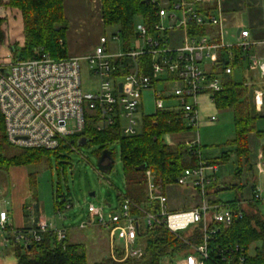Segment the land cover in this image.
<instances>
[{"label":"built area","instance_id":"built-area-1","mask_svg":"<svg viewBox=\"0 0 264 264\" xmlns=\"http://www.w3.org/2000/svg\"><path fill=\"white\" fill-rule=\"evenodd\" d=\"M155 22L135 24L132 40L119 51L121 33L111 40L102 36L94 51L84 57L53 60L41 55L34 60L14 59L11 52L0 59V113L4 119L7 143L19 150L60 151L76 148L81 139H87V116L97 118L96 128L103 131L120 125L125 137L142 131L140 111L143 93L153 92L157 111H171L181 116L198 133L200 128L201 97L215 104L214 95L223 89L224 77L232 76L234 68L222 62V55L232 58L233 49H239L248 62L249 70L264 80V56L257 53L264 48L263 41H254L248 29L241 28L234 45L226 43V15L223 0H150ZM243 61V62H244ZM86 62L97 78L93 92L82 89V63ZM251 86V84L246 83ZM256 107L264 105V91L254 89ZM146 116V115H144ZM214 122L216 117L209 119ZM84 132L82 136L77 134ZM88 140V139H87ZM186 144L193 150L201 147L195 134ZM193 153L202 157V152ZM260 178L254 177L251 194L244 196L237 207L228 202H214L210 189L218 181L217 166L185 170L175 188L193 189L199 204L182 212H171L169 197L158 194L151 172L146 173L149 200L146 207L132 203L124 194L113 208L88 206V220L81 229L99 227L108 232L110 256L116 250L123 258H141L145 245L140 240L147 230L162 228L180 236L190 228L202 224L204 238L199 246H190L187 254L175 257L170 264H207L210 261L209 238L217 225L229 227L241 219L251 203L264 204V150L257 165ZM100 172V171H99ZM101 173V172H100ZM68 209L72 205H66ZM213 227V228H212ZM45 233L62 242L67 230H57L44 220L17 231L9 222L6 210L0 211V245L15 244L24 247L43 241ZM1 254V251H0ZM223 260L227 256L221 254Z\"/></svg>","mask_w":264,"mask_h":264},{"label":"trees","instance_id":"trees-1","mask_svg":"<svg viewBox=\"0 0 264 264\" xmlns=\"http://www.w3.org/2000/svg\"><path fill=\"white\" fill-rule=\"evenodd\" d=\"M101 4V19L105 27H118L119 33L125 44H128L133 36L135 20L143 17L148 24L155 22L154 12L146 0H99ZM65 0H0V56L3 48L12 53L14 59L34 60L41 55H48L53 60L68 58L66 46V34L69 23L64 13ZM19 17L20 30L23 37L22 44L8 45L6 26L9 21L2 12ZM227 55V52H226ZM222 55V62L236 68L242 65L244 55L235 48L232 58ZM254 87L245 82H235L231 75L224 77L223 89L214 95L215 106L218 110H230L234 116L235 137L227 143L232 150L223 153L221 157L206 161L203 157L193 153L201 151L202 146L196 150L191 149L185 135L191 133L181 116L171 111H157L153 115L142 117V134L125 137L121 134L120 125L103 131L96 128L97 118L94 115L87 116L85 136L88 146H98L97 155L100 157L104 151H109L111 145L119 143L121 146V158L126 179L129 198L132 203L140 205L139 189L147 183L146 173L151 172L153 182L158 194H166L175 187L178 178L185 170L195 169L201 166H219L228 163L232 155H235L238 168L237 177L244 178L245 184L237 187L219 185V179L210 189L209 196L214 202H228L232 207L244 197L247 185V175L254 176V166L251 163L252 151L250 149V136L264 139V132L257 129V122L263 115L257 113L254 103ZM168 136L184 137L185 140L168 145ZM264 147V146H263ZM262 147V148H263ZM63 150V149H61ZM264 150V148H263ZM69 151V149H68ZM50 155L60 157L57 151L45 150H19L11 147L5 137V125L0 113V171L9 172L14 168L39 166L49 160ZM30 189H34V177L30 174ZM255 177V176H254ZM218 178V176H217ZM249 180V179H248ZM254 185L250 186L252 192ZM225 191L235 192V198L231 201L216 199L219 193ZM32 194V193H31ZM251 194V193H250ZM35 195V193H34ZM59 201L54 206L60 212L66 205V197L57 192ZM36 215L35 225L39 221L40 207L38 202L33 204ZM26 208V207H25ZM264 204L257 201L251 203L249 209L244 211L241 219L234 221L229 227L217 225L215 235L209 242L210 261L207 264H264ZM29 215H25L28 218ZM213 228V227H212ZM29 227L18 229L25 231ZM204 238L203 225L190 228L187 233L176 236L169 231L159 228L147 230L141 235L140 240L145 245L141 258L124 259L121 250L117 249L115 259L110 255L94 264H162L164 259L172 263L175 257H180L190 251V246H199ZM10 244L16 257V264H89L87 247L80 243H72L68 237L57 242L52 234L45 233L43 241L24 247L15 244L14 238H10ZM255 247L251 254L250 249ZM221 254L227 256L223 260Z\"/></svg>","mask_w":264,"mask_h":264},{"label":"rangeland","instance_id":"rangeland-1","mask_svg":"<svg viewBox=\"0 0 264 264\" xmlns=\"http://www.w3.org/2000/svg\"><path fill=\"white\" fill-rule=\"evenodd\" d=\"M237 0L235 8L230 9L226 13L233 22L226 30V43L234 45L237 42V33L241 28L251 29L253 22H264V0ZM64 13L69 23L66 36V46L69 57L87 56L94 51L99 45L100 38L106 36L111 40L114 34H117L118 27H105L101 19V4L99 0H65ZM3 16L9 23L6 26L8 45L23 42L21 37V22L14 15H8L2 12ZM228 19V18H227ZM141 19L135 20V24L141 23ZM123 47V38L117 45H110L111 51H119ZM10 50L3 48L0 59L6 58ZM249 70L248 62H244L243 66L234 68L232 79L235 82L252 83L256 89L258 86L264 88V80H254L251 77L256 76ZM259 76V75H257ZM249 86V85H248ZM98 87L97 78L91 73L86 62L82 63V89L84 92H93ZM251 87V86H250ZM153 92L147 91L143 93V106L140 116H150L157 112L155 106ZM200 112V128L198 133H189L185 135L190 139L199 135L202 146V157L206 161L221 157L232 148L227 143L235 137L234 116L230 110H218L214 103H209L207 97L201 98ZM216 117L217 120L211 122L209 119ZM257 129L264 132V118L257 122ZM184 137L168 136L166 143L168 145L183 142ZM250 149L252 151L251 163L254 166L253 173L258 174V163L261 159V150L264 146V139H258L254 135L250 136ZM60 150V157L50 155L49 160L39 166L19 167L9 172L0 171V211L12 210L13 195L21 190L26 189V178L33 174L34 189L31 198L25 203V207L33 206L38 202L44 221L51 224L57 230H67L70 232L71 242H80L88 248L89 264L99 262L103 257L109 256V235L104 229L99 227H90L81 230V225L85 223L89 217L88 206L93 204L96 207H106L108 205L116 208L119 205V195L128 194L126 179L123 171L121 158V146L119 143L111 145L110 150L114 154V165L108 172H102L98 169L99 151L98 146H81L78 144L76 148ZM238 162L235 155L231 160L219 166L217 176L222 186L237 185L240 187L245 184L244 178L236 175ZM101 173H100V172ZM247 177L251 179L250 173ZM256 177L263 179L257 175ZM139 189V195L143 202L141 206L146 207L149 200L147 187L142 185ZM186 188H172L167 191L169 197L171 212H182L189 210L191 207L187 204L185 197ZM57 192L66 197V205H72L70 209L65 205L60 212L55 210L54 206L59 201ZM35 193V195H34ZM93 193L95 194L93 196ZM235 192L225 191L218 194V198L223 201H231ZM264 215V209H262ZM24 213V211H23ZM30 212H25L28 215ZM16 211H14V215ZM17 215L22 217V213ZM16 216V215H15ZM26 218V217H25ZM18 220V217H16ZM86 237H89L86 239ZM92 244L94 247V257L92 255ZM257 245H253L250 249L253 253ZM0 264H16L14 250L11 248L1 247L0 245ZM162 264H170L168 259H164Z\"/></svg>","mask_w":264,"mask_h":264},{"label":"crops","instance_id":"crops-1","mask_svg":"<svg viewBox=\"0 0 264 264\" xmlns=\"http://www.w3.org/2000/svg\"><path fill=\"white\" fill-rule=\"evenodd\" d=\"M223 1H224L225 15H226V13L228 11H230V9L235 8V5L238 4L237 3V0H223ZM254 3L257 4L258 3L257 0H254ZM232 22L233 21L230 20L229 17L227 16L226 17V23L228 24V26L231 25ZM244 29H247V28H244ZM248 30L250 31L252 40H254V41H263L264 42V22L262 20H261V22L260 21H257V20L255 22H253V24L251 25V29H248ZM256 51H257V53L260 56H264V48H258ZM244 62H246V61H244ZM243 63H242L241 66H243ZM252 73L253 74H257L255 72H252ZM257 75L250 78L251 79V82L256 83L255 82L256 80H258V79H259V81L261 80L260 77L257 76ZM261 83H264V81L261 82ZM258 87L261 88L264 91V88H262L260 86H258ZM256 110H257V113H259L260 115H263L264 116V105L263 106H260V107H256ZM187 140H189V139H187ZM187 140H185V141H187ZM29 176L30 175L27 176L26 182H25L26 189L21 190L20 192H17V194L15 192V194L13 195L12 210L10 212L7 211L8 212V215H9V222L13 225V227L16 230L22 229V228H25V227H30V225L32 226V224H34L35 221H36V215H35V213L33 211L32 205H30V206H28L26 208L24 206L25 203L32 196L31 189H30V179H29L30 177ZM248 179L246 180L248 187H246V189L244 190V196H247V195H249L251 193L250 186L252 185V181H253L254 177L252 176L251 179L250 178H248ZM219 185H221V184L219 183ZM186 191L187 192H185V197L187 198V200H186L187 201V204H189V206L191 208L197 206L199 204V202H200L198 194L193 189H191V188L187 189ZM214 198L219 199L218 196L217 197H214ZM234 198H235V196H234ZM170 202H169V204H170ZM14 211H16V214H15L16 216L14 215ZM23 211H24V213H23ZM25 212H30L28 214L29 215L28 218H25ZM18 213H22V217L19 216V215H17ZM16 217H18V220L16 219ZM40 220H45L44 217L42 216L41 212H40L39 221ZM81 230H84V229H81ZM70 237H71V234L68 231V239L69 240H70ZM88 238L89 237H86V239H88ZM76 243H80V242H76ZM80 244H83V243H80ZM83 245L85 246V244H83ZM92 247H93V244H92ZM91 251H92V255L94 257V247L92 248ZM87 252H88V256H89L88 248H87Z\"/></svg>","mask_w":264,"mask_h":264},{"label":"water","instance_id":"water-1","mask_svg":"<svg viewBox=\"0 0 264 264\" xmlns=\"http://www.w3.org/2000/svg\"><path fill=\"white\" fill-rule=\"evenodd\" d=\"M149 2H150V0H146V4H149ZM239 31H240V29H239ZM239 31H238V33H239ZM83 133H84V132H80V133H78L77 135H78V136H82ZM141 134H142V132H140L138 135H141ZM87 144H88V140H87V139H84V137H83V139H81V141L79 142V145H81V146H83V147H84V145H87ZM113 165H114V159H112V154H111V152H109V151H104V152L102 153V155L100 156V158H99L98 169H99L100 171H102V172H108V171H110V170L112 169ZM94 195H95V194L93 193V196H94Z\"/></svg>","mask_w":264,"mask_h":264}]
</instances>
